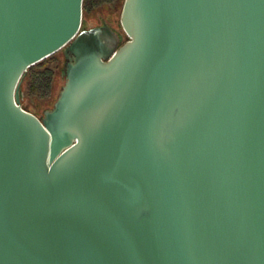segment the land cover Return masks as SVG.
I'll use <instances>...</instances> for the list:
<instances>
[{
    "label": "water",
    "instance_id": "water-1",
    "mask_svg": "<svg viewBox=\"0 0 264 264\" xmlns=\"http://www.w3.org/2000/svg\"><path fill=\"white\" fill-rule=\"evenodd\" d=\"M82 3L0 0V264H264V0Z\"/></svg>",
    "mask_w": 264,
    "mask_h": 264
},
{
    "label": "trees",
    "instance_id": "trees-1",
    "mask_svg": "<svg viewBox=\"0 0 264 264\" xmlns=\"http://www.w3.org/2000/svg\"><path fill=\"white\" fill-rule=\"evenodd\" d=\"M122 3L123 0H83L82 19L83 16L100 8H117L121 7ZM81 28H83L82 25ZM61 55L62 50H58L27 68L22 81L24 98L39 101H47L52 98L62 64Z\"/></svg>",
    "mask_w": 264,
    "mask_h": 264
},
{
    "label": "rangeland",
    "instance_id": "rangeland-1",
    "mask_svg": "<svg viewBox=\"0 0 264 264\" xmlns=\"http://www.w3.org/2000/svg\"><path fill=\"white\" fill-rule=\"evenodd\" d=\"M121 7H119V6L117 8L103 7V8H100V9L92 12L91 14H89L87 16H83L82 27L83 28H90V27L99 26V25H102L104 23H107L108 25H110L112 27V29H114L119 34L121 41L126 40L127 39L126 35L124 34V32L121 28L120 20H119ZM60 58H61V61L63 62V56L62 55ZM61 66H62V64H61ZM60 69H61V67H60ZM59 72H60V70H59ZM62 84H63V78L60 76V73H59V76L56 80V88H55L53 96L50 100H47V101H39L37 99L29 100V99L23 97V99L21 101L22 107L24 109L32 112L36 116L41 117L43 111L52 106L53 102L55 101V99L57 97V93L60 89V86Z\"/></svg>",
    "mask_w": 264,
    "mask_h": 264
}]
</instances>
